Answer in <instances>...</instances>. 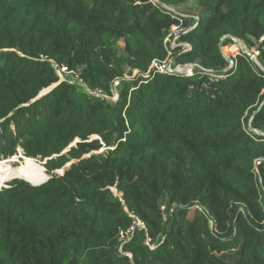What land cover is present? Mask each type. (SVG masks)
Returning a JSON list of instances; mask_svg holds the SVG:
<instances>
[{
    "label": "trees",
    "instance_id": "trees-1",
    "mask_svg": "<svg viewBox=\"0 0 264 264\" xmlns=\"http://www.w3.org/2000/svg\"><path fill=\"white\" fill-rule=\"evenodd\" d=\"M185 1L0 0V158L46 161L19 158L0 183L15 178L0 190V264H264L263 73L244 53L208 88L199 70L228 67L232 37H264V0H196L191 48L174 49L194 73L150 71ZM41 56L108 96L120 80L117 98ZM224 195L241 201L233 218ZM130 213L145 228L121 252Z\"/></svg>",
    "mask_w": 264,
    "mask_h": 264
},
{
    "label": "built area",
    "instance_id": "built-area-1",
    "mask_svg": "<svg viewBox=\"0 0 264 264\" xmlns=\"http://www.w3.org/2000/svg\"><path fill=\"white\" fill-rule=\"evenodd\" d=\"M171 14L172 16H176L179 20V22L175 25L172 26V28L168 31L165 39H164V43H165V47L167 49V57L164 60H154L151 65H150V71L154 70L156 72H160V73H169V72H173V71H179L182 73H186L187 75H192L195 71V66L191 65V64H186V65H182V64H174V49L177 47H183L184 50H189L191 48V46L188 43H184L180 40V37L187 31L193 29L196 26V20H194L195 22L192 25H186L185 19L188 17L187 15L178 12L174 7L171 8ZM232 39L235 42V45H237L236 48V52L235 54H228V53H224V55L226 57H233L236 58V56L238 54L243 53V49L242 47L238 46L239 43L238 40L234 39L232 37ZM257 46L250 51L251 55L248 56V60L253 64L254 69L260 73L262 72L263 76H264V67L261 66L258 63V57L261 56V54H264V37L260 38L257 42H256ZM41 60L43 61H48L50 62V65L52 66V68L54 69L55 73L59 76L60 81H64L65 79V75L69 74V73H75L76 75L77 72L75 71H70L67 65H63V64H59L57 61L53 60V59H49L47 56H41L40 57ZM233 66H235V62L234 64H229L228 67H226L223 71H216L213 69H206V68H199V70L207 77L206 82L203 83V87L208 88V86L211 83H215V82H219L221 80H224L227 78V71L230 70ZM79 76V75H78ZM77 76V78L80 80L81 78H79ZM149 75L147 74L146 77H148ZM82 81V79H81ZM69 82H73V81H69ZM74 83V82H73ZM84 83V88L85 90L89 93V94H95V95H99V96H105L108 99H113L115 100L118 96L117 93V88L120 84V80H116L113 83V96H108L105 94H102L100 90H92L91 88H89V86ZM114 190V189H113ZM116 191V190H114ZM130 216L133 218L132 224L129 228L122 230L120 232L119 235V242H120V251L123 252V245L124 243H126L127 241L131 240L133 235L135 234L137 229H144L145 228V223L142 222L136 215L131 214Z\"/></svg>",
    "mask_w": 264,
    "mask_h": 264
},
{
    "label": "rangeland",
    "instance_id": "rangeland-1",
    "mask_svg": "<svg viewBox=\"0 0 264 264\" xmlns=\"http://www.w3.org/2000/svg\"><path fill=\"white\" fill-rule=\"evenodd\" d=\"M188 5H189V7H188L189 10L187 11L188 14H197L198 13L197 2L195 0H191V1L189 0ZM189 25H192V23H190ZM237 43H239L238 46L242 47V49H247L249 51H252L257 46L256 43H253V44L250 45V44H248L247 42H245L243 40H238ZM234 44H232V45H234ZM223 51L225 52L224 48H223ZM235 52H233V54H235ZM263 56L264 55L261 54V56L258 57V60L257 61H258V63L261 66L264 67V57ZM77 76L78 75H76L75 73H69V74L65 75L64 77L68 81H70V80L73 81L74 84H76V86L78 88H80L81 90H84L85 89L84 88L85 85H84L83 81H81V79L79 80L77 78ZM97 152H100V151H97ZM21 154H22V152L19 151V149H18L17 154L14 155L13 157L12 156L11 157L10 156L9 157L2 156L0 158V183L3 182V181H5V180H7V179H9L10 176L14 172H16L17 169L15 167L16 166H19L20 165V162L27 163L28 165L32 166V164L34 162L33 159L32 160H29L28 158H25V157L21 156ZM19 158H22L23 160L20 159V162L16 161ZM35 159L37 161H40L41 164L44 166V164L46 162L45 160H42L40 158H35ZM13 166H15V167H13ZM67 168H69V166H67ZM63 170L64 169L58 170L56 173L57 174H62L64 172ZM44 172L47 173L46 171H44ZM47 175H48V173H47ZM48 177H49V175H48ZM13 179H15V178H13ZM13 179H11V180H13ZM11 180H9L6 184H4L0 188V190L2 188L8 187V183ZM115 194H116V191H115ZM221 199H222V202H221V205H219V206H221L224 210H226L228 212V214L230 215L231 218H233V214L236 212V210L239 211V210L242 209L240 207V206H242L241 205V201H238V200L232 198L231 196H225L224 195V196L221 197ZM194 208L195 209L198 208L199 209V212H201L204 215L205 219L208 222V227H209V229L211 231H218V229L216 228V219H215L214 215L210 213V210H209V208H208L207 205H205V204H198ZM228 230H229V227L228 226H224L218 232H220V234H225V233L228 232Z\"/></svg>",
    "mask_w": 264,
    "mask_h": 264
},
{
    "label": "water",
    "instance_id": "water-1",
    "mask_svg": "<svg viewBox=\"0 0 264 264\" xmlns=\"http://www.w3.org/2000/svg\"><path fill=\"white\" fill-rule=\"evenodd\" d=\"M233 38H234V37H233ZM234 39H236V38H234ZM236 40H238V39H236ZM221 44H222V42H220V45H221ZM243 51H244V52H243L244 54H246V55H248V56L251 55V52H250L249 50H247V49H243ZM227 59H228L229 63L234 64L235 60H234L233 57H227ZM173 72H175V73H179V71H173ZM51 89H52V87L46 89L44 92H42V94H44L46 91H49V90H51ZM42 94H41V95H42ZM259 109H260V108H259ZM259 109H258L257 111H259ZM257 111H256L255 113H257ZM249 130H250V131H253V132H255V133H261L260 131L254 129L251 125L249 126ZM10 157H11V156H10ZM67 166L70 167V164H68ZM67 166L64 168L63 171H65V170L67 169ZM45 170H46V169H45ZM63 173H64V172H63ZM63 173H62V174H63ZM48 178H49V177H47L45 180H43L42 182H40V183H38V184H33L32 182H30V183H31L32 185H40V184L44 183L45 181H47Z\"/></svg>",
    "mask_w": 264,
    "mask_h": 264
},
{
    "label": "crops",
    "instance_id": "crops-1",
    "mask_svg": "<svg viewBox=\"0 0 264 264\" xmlns=\"http://www.w3.org/2000/svg\"><path fill=\"white\" fill-rule=\"evenodd\" d=\"M191 1V0H190ZM196 1V0H195ZM188 2H189V0H186L184 3H182V4H179V5H177L176 7H175V9L178 11V12H180V13H183V14H185V15H187L189 18H193L194 20H196L198 17L196 16V14H188V7H189V5H188ZM190 21L192 24L195 22V21Z\"/></svg>",
    "mask_w": 264,
    "mask_h": 264
},
{
    "label": "bare ground",
    "instance_id": "bare-ground-1",
    "mask_svg": "<svg viewBox=\"0 0 264 264\" xmlns=\"http://www.w3.org/2000/svg\"><path fill=\"white\" fill-rule=\"evenodd\" d=\"M21 156H23V154H21ZM31 158V157H30ZM33 161H37L36 159H33ZM45 168V167H44ZM46 179V178H45ZM45 179H43V180H45ZM25 180V179H24ZM43 180H41V181H39V183L40 182H42ZM27 181V180H26ZM33 184H38V182L37 183H33Z\"/></svg>",
    "mask_w": 264,
    "mask_h": 264
}]
</instances>
